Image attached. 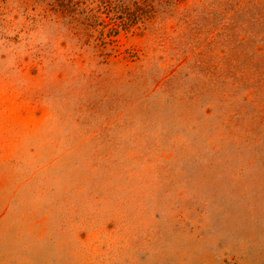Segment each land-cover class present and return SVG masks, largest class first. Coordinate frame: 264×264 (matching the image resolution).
Returning a JSON list of instances; mask_svg holds the SVG:
<instances>
[{"label": "rangeland", "instance_id": "obj_1", "mask_svg": "<svg viewBox=\"0 0 264 264\" xmlns=\"http://www.w3.org/2000/svg\"><path fill=\"white\" fill-rule=\"evenodd\" d=\"M0 264H264V0H0Z\"/></svg>", "mask_w": 264, "mask_h": 264}]
</instances>
